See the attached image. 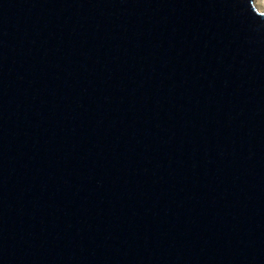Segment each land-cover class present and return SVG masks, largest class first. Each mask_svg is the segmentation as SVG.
<instances>
[{
    "label": "water",
    "instance_id": "obj_1",
    "mask_svg": "<svg viewBox=\"0 0 264 264\" xmlns=\"http://www.w3.org/2000/svg\"><path fill=\"white\" fill-rule=\"evenodd\" d=\"M0 264H264L253 0H0Z\"/></svg>",
    "mask_w": 264,
    "mask_h": 264
},
{
    "label": "rangeland",
    "instance_id": "obj_2",
    "mask_svg": "<svg viewBox=\"0 0 264 264\" xmlns=\"http://www.w3.org/2000/svg\"><path fill=\"white\" fill-rule=\"evenodd\" d=\"M253 5L257 12L261 14L264 13V7H262V4L259 0H253Z\"/></svg>",
    "mask_w": 264,
    "mask_h": 264
},
{
    "label": "bare ground",
    "instance_id": "obj_3",
    "mask_svg": "<svg viewBox=\"0 0 264 264\" xmlns=\"http://www.w3.org/2000/svg\"><path fill=\"white\" fill-rule=\"evenodd\" d=\"M262 4V7H264V0H259Z\"/></svg>",
    "mask_w": 264,
    "mask_h": 264
}]
</instances>
